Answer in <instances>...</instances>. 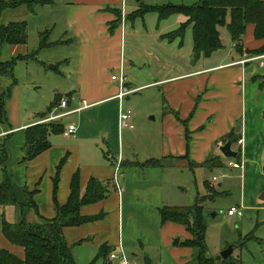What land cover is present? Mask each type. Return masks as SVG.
I'll list each match as a JSON object with an SVG mask.
<instances>
[{"label":"rangeland","instance_id":"374dc122","mask_svg":"<svg viewBox=\"0 0 264 264\" xmlns=\"http://www.w3.org/2000/svg\"><path fill=\"white\" fill-rule=\"evenodd\" d=\"M77 1L56 0L54 5L37 6L33 13L25 6L8 8L1 13L0 22L25 21L27 39L24 45H3L1 48V59L8 60L17 55L21 58H16L13 65L15 83L6 99L8 125L0 123V130L36 120L37 115L43 112L57 95L67 97L70 92H77L80 89L76 70L80 64L81 40L86 34H75L69 27L67 19L68 13L71 18L78 14L68 9L69 5L76 8L79 3ZM198 1L140 0L142 4L151 6L194 5ZM109 3L110 0H105L104 5ZM138 6L135 0H124L122 8V0H118L116 7L121 13L119 24L123 23L122 30L125 25L136 23V19L133 21L130 18ZM82 15L88 14L84 10ZM153 15L156 16L149 12L147 17ZM217 29L220 31L222 42L225 45L231 44L225 26H218ZM44 32H47L46 41L49 44L41 48V33ZM104 34L113 37L116 30L105 29ZM100 42L95 45L104 49L103 43ZM120 44L121 38L119 40L116 38L109 43L108 50L119 49ZM11 47H14L15 51H12ZM116 72L117 70L110 69L108 74ZM103 76L102 78L106 80L103 82H109L108 75ZM111 82L116 85L117 81ZM10 83L11 78L0 76V93L7 91ZM163 94L162 88L144 89L129 94L128 100L124 98L122 107L124 110H130L131 122L130 127L119 131L118 123L115 124L111 113L114 105L117 111L118 100H113L114 103L109 101L111 103L94 107L89 111L81 110L61 119L62 124L72 122L77 130L83 128L84 121L83 130L95 137L92 143H87L91 147L90 161L107 163L115 168L113 177L103 180L108 185L107 195L103 199L106 200L104 209H99L95 213L103 212V216L97 221L101 220L100 228L107 233V243L115 244L118 241L116 245H122L125 252L138 264H144L145 257L150 261L149 264H195L194 251L180 245L185 239V231L181 232V224H162L159 211L164 207H182L193 212L200 208L206 225L205 245L208 256L213 259L221 257L222 251L233 245L235 249L230 256L232 254L238 256L241 264H264V200L260 199L264 190H259L260 181L255 176L241 177L238 169H230L227 164L219 167L203 164L182 166L169 158L162 160L166 141L165 134H162L164 123L160 113L165 100ZM23 134L19 132L9 138L6 149L10 161L7 167L11 173L16 168L12 176L16 183H18L16 178L21 180L24 176L26 167L27 187L29 181L40 173V197L36 200H40V205H43L48 200L51 177L60 161L54 165L51 162L49 168L45 170L42 164L25 166L20 161ZM49 136L51 138L48 139L52 143L66 147H71L77 141L74 136L68 138L62 135ZM67 149L69 152L64 153L66 157L59 168V170L62 168L58 184L59 198L66 194L67 175L75 165V159L70 157L71 149ZM232 149H236L235 142ZM80 155H83L82 151ZM209 157H212L211 154L208 159ZM149 159L161 160V164L146 165L145 162ZM34 163L36 162L31 164ZM213 176L217 177L216 181H212ZM206 182L212 186V194ZM240 205L241 217L227 215V210L231 206ZM2 213L10 222H16L19 218V209L16 206L4 207ZM39 214L37 209L35 215ZM25 219L28 220V211ZM88 226L93 225L89 223ZM79 250L78 264L89 263L92 259L89 249L83 247ZM100 263H102L100 260H96V264Z\"/></svg>","mask_w":264,"mask_h":264},{"label":"crops","instance_id":"0c3cea01","mask_svg":"<svg viewBox=\"0 0 264 264\" xmlns=\"http://www.w3.org/2000/svg\"><path fill=\"white\" fill-rule=\"evenodd\" d=\"M110 1L111 3L104 5L105 0H95L93 2L78 0L79 3H77L76 8L68 6L69 10L78 12L74 15V18H71L68 13L69 27L72 28L75 34H86L81 40L80 64L76 70L80 89L77 92L73 91L72 95L67 97L70 108L78 107L81 105L82 100L88 105L85 108L86 110L83 109L82 111H89L106 103H114L113 100H117L114 96L119 91V84L116 82L115 85L111 82L114 80L111 79L112 74H108V71L110 69L118 71L120 64H122L126 78L125 86L133 89V93L154 88H162L164 91L162 97L165 100L160 113L164 123L162 134H165L166 141L164 142L165 155H163L162 160L169 158L182 166L189 165L190 160L193 165H200L208 160V156L211 154V158H218L222 165H228L232 158H225L219 150V147L227 141L220 144L218 140L233 130L236 137L237 152L241 148L238 139H242V159L245 166L244 178L255 176L261 183L259 190H264V67L259 66L258 61L240 63L239 61L246 54L240 55L235 52L232 47L233 43L225 45L222 42L219 30L222 47L212 52L207 58L200 57L193 61L191 56L193 48L192 25L187 26L181 46L178 45V39L170 42L161 38V36L176 29L186 21L187 18L182 14H174L158 21L156 13H154L156 16H149V18L147 17L149 13H146L143 17L136 18V23L131 21V25H125L124 30H122L123 23L118 24L115 28L116 34L113 37L106 36L104 30H108L110 22L116 20V16L106 11L105 8L107 6L118 8L116 7L118 0ZM84 10L88 15H82ZM105 13L106 16H104ZM253 28L252 24L246 26L242 39L244 49H257L264 45V38L255 39L253 37ZM169 29L171 30L168 31ZM116 38L118 40L121 38L119 49L108 50L109 43ZM98 42L103 43L102 47L104 49L95 45ZM10 49L15 51L14 47ZM103 75H108L109 82H103L106 81L102 78ZM128 99L129 96L127 95L125 100ZM114 107L115 105L112 107L111 113L113 121L117 125L118 109L116 111ZM54 109L50 113L58 111ZM42 120L37 118L34 121L13 125L9 131V128L2 129L0 130V136L7 132H11V135L19 132L24 133L25 128L28 126L52 122H40ZM58 121L61 122V120ZM182 121H186L191 137L188 159L179 158L186 153ZM71 123L68 122L63 125ZM82 125L84 128V121H82ZM83 128L77 130L76 137L74 136L77 141L71 147L57 145L49 141L50 147L46 151L30 161H22L25 166L42 164V168L45 170L47 167L49 168L51 162L53 165L59 163L67 151L69 152L67 148L71 149L70 157L75 159V165L67 175L66 194L60 198L57 194L62 168L59 170L56 202L53 200V178L57 170L51 177V191L48 200L43 205H40V200H36L40 197V173L29 181L28 187L25 181L26 167L21 180L16 178L18 183L12 180V188L19 202L24 200L23 188L37 190L34 201L40 214L35 215V211L29 210L27 222L36 223L40 217L52 218L55 216L56 203L63 205L68 199L71 177L75 172L79 174L81 193L84 192L90 177L104 182L103 180L109 179L110 176L113 177L115 174V168H112V165L90 161L91 147L87 143H92L95 137L85 132ZM49 135H62V133H51ZM49 135L48 138H51ZM233 143H231V149ZM23 144L24 134L21 151ZM236 149L232 150L236 151ZM81 151L83 155H80ZM9 161L10 156L7 164ZM33 162L36 163L31 164ZM117 162L119 164V161ZM15 171L11 173L12 176ZM105 201L100 200L92 204L82 205L79 212L81 215L95 214L103 208ZM100 222L101 220L90 223L93 226H88L89 223H87L63 229L65 240L77 264L79 263V249L83 247L89 249L92 258L89 263L84 264H96V260H100L102 262L100 264H116L108 257L98 255L99 247L102 244L113 247V250L118 248L116 245L118 241L115 244L107 243V233L101 230ZM172 223L166 222L164 224ZM180 228L182 229L181 232L185 231L182 225H180ZM90 234H92L91 237H89ZM184 235L186 237V233ZM0 247L8 249L20 257L23 255L22 248L11 245L1 233Z\"/></svg>","mask_w":264,"mask_h":264},{"label":"trees","instance_id":"16d2710c","mask_svg":"<svg viewBox=\"0 0 264 264\" xmlns=\"http://www.w3.org/2000/svg\"><path fill=\"white\" fill-rule=\"evenodd\" d=\"M56 0H0V15L5 9H14L25 6L29 12L33 13L37 6L54 5ZM138 8L132 12L131 20L141 18L144 14L153 12L157 14L158 21L168 18L174 14H182L187 19L176 29L161 36L162 39L174 41L178 39V45L181 46L187 26L192 25V60L196 61L200 57L207 58L212 52L222 47L218 26H225L230 40L233 43L235 52L242 55L243 59L264 54V45L257 49H244L242 39L246 26L253 25V37L255 39L264 38V0H199L194 5H174L164 4L161 6H151L138 2ZM141 9V7H143ZM111 11L116 20L110 22L109 31L116 28L120 23V11L117 8H105ZM228 18V19H226ZM40 47L49 43L46 41L47 32L41 33ZM40 34V35H41ZM27 39V23L25 21L0 22V76L11 78L10 88L0 93V123H7L6 99L15 83L13 79V65L16 58L20 55L12 56L8 60L1 59V48L3 45H24ZM264 80V79H263ZM70 92L67 97H70ZM60 96L57 95L46 109L37 115V118H46L53 108L59 103ZM70 106V104H69ZM264 117V112H263ZM184 125V138L186 144V153L179 158L188 159L190 147V131L187 128L186 121ZM64 125L60 121H52L42 124L28 126L24 130V144L22 146V155L20 161H30L40 153L50 147L48 135L51 133H62ZM201 129V128H200ZM10 128L8 129V131ZM11 132L0 136V233L13 246L22 248L23 255L20 257L8 249L0 247V264H77L72 256L71 249L68 246L63 229L65 227L80 226L95 222L103 216V212L92 215H81L79 209L82 205L92 204L103 200L108 192V185L94 177H90L86 183L85 190L81 193L80 178L78 172H75L70 181V193L65 204L56 203L55 216L52 218L40 217L36 223L27 222L25 214L29 210L37 213V205L33 199L36 189L28 190L23 188L24 200L19 202L12 188V175L8 170L7 162L9 155L6 149ZM225 141H236L234 131H230L221 137L220 144ZM240 154L234 160H238ZM65 156L60 160L56 175L53 178V200L57 191V182L59 168ZM145 164L150 166H159L160 160L149 159ZM193 165L189 160V166ZM203 165L222 166L220 159L210 158ZM264 173V166H263ZM206 186L212 194V186L206 182ZM7 206H16L19 209V218L16 222L8 221L2 210ZM161 223L173 222L181 224L184 227L186 237L180 245L188 247L194 251L193 260L195 264H241L238 256L233 254L223 260L221 257L216 259L207 255L205 245L206 225L200 208L194 212L185 208L164 207L160 209ZM176 244V242H174ZM113 247L102 244L99 247V256L108 257Z\"/></svg>","mask_w":264,"mask_h":264},{"label":"built area","instance_id":"2783aa9c","mask_svg":"<svg viewBox=\"0 0 264 264\" xmlns=\"http://www.w3.org/2000/svg\"><path fill=\"white\" fill-rule=\"evenodd\" d=\"M122 8H124V0H122ZM248 61H258L259 66L264 67V54L242 59L239 62L244 64L245 62H248ZM111 79L114 81H117L119 84V91L114 96V98L118 100V116H117L118 128L122 129V128L130 127L131 112L130 110H124L122 107V103H123L124 98L127 95L134 92V90L129 89L125 86L126 78H125V73L123 71L122 64H120V68L116 72V74L111 75ZM87 107H88L87 103L84 100H82L81 105L75 108H70L68 98L66 96L65 97L62 96L59 100L58 105L54 109L58 111L54 113H50L49 116H47L40 122L61 120L63 117L68 116L73 113L80 112L81 110ZM76 130H77V127L73 123L67 124L64 126L62 135L66 138L72 137L74 136ZM238 143L241 145V148L239 149L240 157L238 160H234V159L230 160L228 162V165L230 166V168L238 169L240 172V176L242 177L244 174L245 166H244V161L242 159L243 150H242V139L241 138L238 139ZM114 180H115V177H114ZM216 180H217V177L214 176L212 178V181H216ZM227 215L229 216L236 215L238 217H241L242 216V206L230 207L227 210ZM117 247H118L117 250L111 251L110 254L108 255L109 260L114 261L116 264H138L134 258L130 257L125 252L122 245H117Z\"/></svg>","mask_w":264,"mask_h":264},{"label":"water","instance_id":"95a60500","mask_svg":"<svg viewBox=\"0 0 264 264\" xmlns=\"http://www.w3.org/2000/svg\"><path fill=\"white\" fill-rule=\"evenodd\" d=\"M135 1L139 2L140 0H135ZM219 150L225 158L234 159L237 157V151H234L231 149V141L225 142L223 145H221L219 147ZM260 199H264V194H262L260 196ZM176 241H178V240H176ZM234 248H235V246H233V245H229L228 247H226L221 253V259H223V260L227 259L230 256V254L234 251ZM143 263L149 264L150 261L148 260L147 257H145Z\"/></svg>","mask_w":264,"mask_h":264}]
</instances>
